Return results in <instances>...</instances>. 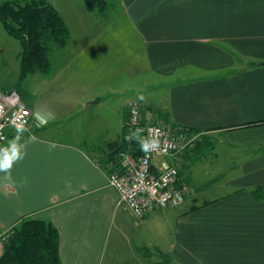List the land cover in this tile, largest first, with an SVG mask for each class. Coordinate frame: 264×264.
Returning a JSON list of instances; mask_svg holds the SVG:
<instances>
[{
	"label": "crops",
	"instance_id": "obj_1",
	"mask_svg": "<svg viewBox=\"0 0 264 264\" xmlns=\"http://www.w3.org/2000/svg\"><path fill=\"white\" fill-rule=\"evenodd\" d=\"M74 1L76 34L61 13L71 40L52 54V73L28 76L21 94L13 87L19 47L0 44L13 66L12 83L0 84V93L17 94L32 113L25 130L8 128L9 138L0 142V159L13 147L21 157L7 170L10 181L0 171V231L29 217L50 221L59 232L63 264H264V199L252 193L258 186L264 190V0L117 3L134 29L143 65L158 82L155 99L131 100L143 104L147 118L193 129L203 139L200 148L183 154L187 171L180 177L190 182L184 204L144 219L124 209L108 186L130 100L104 114L96 110L101 97L86 87L77 95L49 90L70 77L61 53L77 42L74 36L101 23L83 0ZM74 80L84 86L80 74ZM74 113L80 119L71 124ZM104 133L108 139L98 144L96 136ZM165 159L174 162L173 156ZM162 162L154 159L156 170ZM193 200L214 202L186 212Z\"/></svg>",
	"mask_w": 264,
	"mask_h": 264
},
{
	"label": "trees",
	"instance_id": "obj_2",
	"mask_svg": "<svg viewBox=\"0 0 264 264\" xmlns=\"http://www.w3.org/2000/svg\"><path fill=\"white\" fill-rule=\"evenodd\" d=\"M83 2L86 11L89 13L106 17L108 12L117 6L119 0H83ZM0 23L6 34L19 43L20 73L13 87H15V90H20L21 94L23 92L20 88L28 76L36 73L43 75L52 73V54L67 47L72 32L62 14L50 0H0ZM258 65L263 64L260 63ZM141 105L143 120L146 121L147 117L143 113L145 107L142 103ZM127 113L129 119L128 108ZM162 114L164 117L166 116L165 113ZM148 118L150 119V117ZM128 119L124 125V139L117 150V154L123 150L139 156L144 151L141 150L139 140L128 130ZM150 121L160 123L151 119ZM162 123L169 124L166 121H162ZM172 127L178 129L179 132H183L187 139H192V145H189L184 155L194 152L201 147L203 139L199 133L197 134L198 131ZM8 138L9 133L7 132ZM114 144L115 142H113ZM158 156L160 155H156L154 158ZM117 159L116 155V161ZM181 159H183V155H181ZM182 163L179 168L177 186L186 191L190 182L187 183L183 179L185 176L183 178L180 177L181 172L187 171V168L183 169ZM117 165L118 162L115 166ZM154 169H156L155 164ZM252 193L255 198L264 199L262 186L254 188ZM186 198L187 195L185 194ZM211 202L214 201L205 200L199 203L195 200L192 202L188 201L186 212H190ZM5 231L10 233V236L6 238L4 247L0 250V264H63L60 256L59 232L50 221L32 217L24 218L18 224L0 231V234ZM142 251L143 254H147V250Z\"/></svg>",
	"mask_w": 264,
	"mask_h": 264
},
{
	"label": "rangeland",
	"instance_id": "obj_3",
	"mask_svg": "<svg viewBox=\"0 0 264 264\" xmlns=\"http://www.w3.org/2000/svg\"><path fill=\"white\" fill-rule=\"evenodd\" d=\"M50 1L59 12L61 11L60 13L65 15L71 23L72 32L76 34L77 28L74 20L72 19V22L70 20L76 14L72 4L76 6L78 2L75 3L74 0ZM69 5L71 8H69ZM81 25L82 23L80 27ZM84 25L87 26L88 23H84ZM90 25L93 27L89 28L87 32L82 29L85 34L75 35L74 38L77 42H73L65 53H61L62 60L68 63L73 70L68 69L66 71L70 74V77L64 75L60 78L59 81L67 80L66 84L52 82L49 86L50 92L56 95L55 93L65 91L67 95H77L80 94L82 88L86 87L101 97L103 103L96 110L104 114H110L111 110L114 112L129 100L138 99L141 94L149 98L154 97L153 99H155L158 91V82L155 83V75L151 71L146 70L143 65L140 53L142 49L138 44L134 29L124 20L119 7H113L106 17H102L99 26ZM89 40L92 42V47L83 49V45ZM4 42H12L13 47L19 46L17 41L6 34L0 23V44ZM1 49L2 45H0V51ZM84 50H96V52L90 56ZM0 53L3 54L4 51L2 50ZM5 58L6 54H3L2 58L0 57V84L4 88L11 85L13 73L11 70L13 66L7 63ZM8 61L14 62L10 59ZM74 70H76L77 74L73 77ZM78 74H80V82L84 84L82 87L75 84L74 78ZM143 84L146 86H143ZM46 93L48 92L46 91ZM40 98L45 99L43 95ZM56 110L58 109L56 108ZM107 110H109L108 113L106 112ZM74 116L75 113L72 115L71 124L74 119H80V117L74 118ZM108 121L114 122L113 114L108 117ZM104 138L105 140L108 139L107 133L97 135L96 141L100 144ZM154 159L155 161L157 160L158 164L162 160L166 162V159L160 156ZM218 191H221V189H218Z\"/></svg>",
	"mask_w": 264,
	"mask_h": 264
},
{
	"label": "built area",
	"instance_id": "obj_4",
	"mask_svg": "<svg viewBox=\"0 0 264 264\" xmlns=\"http://www.w3.org/2000/svg\"><path fill=\"white\" fill-rule=\"evenodd\" d=\"M129 112L128 130L141 138L155 137L159 147L135 156L128 151L117 154L118 165L111 169L108 186L119 194V204L137 219H144L156 210L179 207L184 203L187 190L177 186L179 168L183 155L192 139L170 124L143 120L142 105L137 101L127 103ZM31 110L17 94L0 93V142L7 139V129L22 130L29 125ZM195 138V137H193ZM174 157V162H162L154 169L153 158ZM10 233L0 234V250Z\"/></svg>",
	"mask_w": 264,
	"mask_h": 264
},
{
	"label": "clouds",
	"instance_id": "obj_5",
	"mask_svg": "<svg viewBox=\"0 0 264 264\" xmlns=\"http://www.w3.org/2000/svg\"><path fill=\"white\" fill-rule=\"evenodd\" d=\"M138 99L141 101H144L145 97L144 95L141 94L138 96ZM136 139L139 140L141 150L144 151L145 153L149 152L152 149H156L159 147L158 138H155V137L141 138L138 135H136ZM50 147L54 148L56 147V145L52 144L50 145ZM19 158L21 157L19 156L17 149L13 147L10 153L6 152L3 159H0V171L6 172V175L4 177L5 180H9V181L11 180V175L10 173L7 172V170L11 168L12 162ZM25 182H26V178H25Z\"/></svg>",
	"mask_w": 264,
	"mask_h": 264
}]
</instances>
